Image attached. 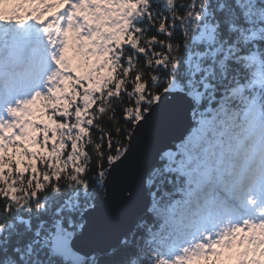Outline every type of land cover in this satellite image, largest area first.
I'll return each instance as SVG.
<instances>
[{
	"label": "snow or ice",
	"instance_id": "obj_1",
	"mask_svg": "<svg viewBox=\"0 0 264 264\" xmlns=\"http://www.w3.org/2000/svg\"><path fill=\"white\" fill-rule=\"evenodd\" d=\"M0 264H264V0H0Z\"/></svg>",
	"mask_w": 264,
	"mask_h": 264
},
{
	"label": "water",
	"instance_id": "obj_2",
	"mask_svg": "<svg viewBox=\"0 0 264 264\" xmlns=\"http://www.w3.org/2000/svg\"><path fill=\"white\" fill-rule=\"evenodd\" d=\"M179 131H180L179 128L174 129V130H172V131L169 133V136H171V135H177V134L179 133Z\"/></svg>",
	"mask_w": 264,
	"mask_h": 264
}]
</instances>
